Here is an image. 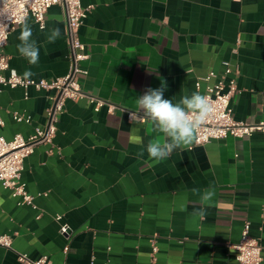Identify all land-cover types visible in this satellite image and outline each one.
<instances>
[{"label": "crops", "instance_id": "1", "mask_svg": "<svg viewBox=\"0 0 264 264\" xmlns=\"http://www.w3.org/2000/svg\"><path fill=\"white\" fill-rule=\"evenodd\" d=\"M92 6L80 28L89 58L82 62L83 89L106 101L99 110L87 97L68 99L53 144H39L24 161L21 179L34 203L0 183V232L12 248L0 246V264H23L48 255L52 264H237L229 243L242 237L246 222L264 257V133L178 147L156 162L149 142L167 138L150 120H133L137 98L165 87L178 103L197 92L199 77L238 65V91L231 104L238 120L264 118V0H82ZM39 48V62L20 56L21 26L6 52L19 74L54 78L70 66L65 9L55 4L45 28L27 17ZM61 36L49 43L51 28ZM238 44V50L233 48ZM214 79H211V82ZM207 81H202L199 93ZM52 90L4 86L0 92V135H31L47 120ZM110 104L116 106L110 111ZM29 115L18 121L14 113ZM143 151V155H138ZM212 188L210 202L200 195ZM199 189V193H193ZM205 209L204 215L198 214ZM61 214V219L56 215ZM68 223L69 236L60 227ZM68 246V249L65 247ZM264 264V260L263 263Z\"/></svg>", "mask_w": 264, "mask_h": 264}, {"label": "built area", "instance_id": "2", "mask_svg": "<svg viewBox=\"0 0 264 264\" xmlns=\"http://www.w3.org/2000/svg\"><path fill=\"white\" fill-rule=\"evenodd\" d=\"M55 4H61L66 13L69 43L70 66L66 74L51 79L42 77L23 79L10 65V56L6 52L10 34L20 25L16 20L21 17L33 15L41 28H45L46 13ZM92 6H84L82 0H0V92L4 86L28 88L34 86L38 89L52 90L49 96L51 103L47 109V120L42 126H37L35 131L25 137L17 133L12 139L0 135V183L11 190L13 196L20 197L19 204H30L34 207V196L26 189L22 181V170L27 156L32 154L39 144H53L57 132V122L64 111L68 99L77 100L87 97L94 104L95 110H99L106 101L94 94L87 93L81 82V75L88 74V69L82 66V62L89 58L86 45L81 40L80 28L84 23ZM233 51L238 50V44ZM240 73L239 66L233 65L230 61L223 62V70L218 73L215 70L209 71L196 81L197 92H200L202 81H207L204 92L200 93L209 97L214 105L215 111L212 117L200 128L194 138V144H205L212 139H222L229 135L235 137L251 136L256 132L264 133V118L256 122L238 120L234 117L232 98L238 91L237 77ZM211 79L214 81L211 82ZM116 106L110 104V111ZM136 116L145 119L140 111H128V117L133 120ZM18 121L30 120L29 115L20 112L14 113ZM0 123L3 119L0 113ZM62 215L57 214L56 219ZM61 233L69 236L71 228L68 223L60 227ZM13 238L7 233L0 232V246L12 248ZM229 246L236 250L237 264H262L263 247L258 237L251 233L250 222H246L243 228L242 237L236 243H229ZM68 249V246L65 247ZM157 245L153 244V253L150 264H155ZM18 258L23 264H52L48 255H42L32 259L27 253H18ZM111 264V263H107Z\"/></svg>", "mask_w": 264, "mask_h": 264}, {"label": "clouds", "instance_id": "3", "mask_svg": "<svg viewBox=\"0 0 264 264\" xmlns=\"http://www.w3.org/2000/svg\"><path fill=\"white\" fill-rule=\"evenodd\" d=\"M16 23L21 26L16 45L17 50L30 65L39 62V48L34 39L33 31L27 18L19 17ZM61 36L59 27L50 29L47 40L55 43ZM34 73L28 69L23 73V79H28ZM165 87L157 89L148 88L145 93L137 98V105L143 116L150 120L154 127L163 133L167 138L166 142L159 140L149 142L147 153L156 162L166 159L172 151L178 147L189 145L193 142L200 128L212 117L215 108L209 97L193 92L191 95H184L178 103H173L170 99L164 98ZM143 155V151L138 153ZM193 193H199V189H193ZM215 195L212 188L205 189L200 195L202 202H210ZM205 209H201L198 214L204 215Z\"/></svg>", "mask_w": 264, "mask_h": 264}]
</instances>
